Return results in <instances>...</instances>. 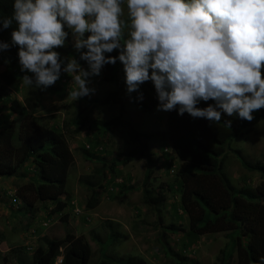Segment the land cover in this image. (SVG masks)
<instances>
[{
	"label": "clouds",
	"instance_id": "clouds-1",
	"mask_svg": "<svg viewBox=\"0 0 264 264\" xmlns=\"http://www.w3.org/2000/svg\"><path fill=\"white\" fill-rule=\"evenodd\" d=\"M122 6L131 27L123 43ZM11 8L0 14V30L12 28L0 52L17 47L27 88L44 92L71 74L69 95L78 100L94 94L92 77L119 61L126 92L142 101L139 88L151 81L158 111L220 123L251 122L264 108V0H11ZM69 32L86 68L54 50Z\"/></svg>",
	"mask_w": 264,
	"mask_h": 264
},
{
	"label": "trees",
	"instance_id": "trees-1",
	"mask_svg": "<svg viewBox=\"0 0 264 264\" xmlns=\"http://www.w3.org/2000/svg\"><path fill=\"white\" fill-rule=\"evenodd\" d=\"M11 11V0H0V14L10 15ZM128 22H130L129 18ZM11 31L12 28L0 30V41H10ZM70 35L71 32L69 37ZM126 39L130 38L123 33L121 40ZM54 50L60 52L62 57H66V50L61 48ZM70 51L74 53V56L77 53L74 47L70 48ZM110 55L115 56L117 53ZM75 58L82 65L81 67L86 66L79 60L78 53ZM119 65L117 61L115 64L104 66L102 71H105L103 77L105 82H117ZM0 67V98L3 99L8 95L6 90L16 85L21 75L18 70L17 47H10L8 51L0 52ZM59 86L61 89L58 88ZM69 86L67 80L64 83L60 81L57 89L64 92L67 89L70 90ZM139 92L143 94V101L137 102L133 99L129 101V104L144 113H151L158 103L151 82L143 83ZM117 95L118 92L98 102L100 107L118 102L121 108L115 120H91V111L85 107L96 102L88 100L93 96L92 94L81 99L86 105L78 106L77 113L71 122L64 123L65 131L40 124V118L37 116L40 106L39 97L26 96L22 102L16 99L10 101L9 115L0 118V179L15 178L20 185L23 184L17 189L16 195L22 199L23 207L17 212H22L23 217L32 216L36 212L34 203L40 205L39 210H46L47 205L51 204L53 208L49 215H61L60 221L67 222L68 214H63L70 203L66 189L67 175L74 163V158L68 147L65 133L77 136L85 128L90 127L101 129L103 132L107 131L111 124L122 119L124 113L125 101L122 98L113 101ZM208 103L212 101H202L198 106L205 107ZM253 116L254 119L251 122L222 116L220 123H210L205 119H194L187 113L182 116L177 115V112L172 110L168 111L164 131L153 134L131 131L133 135L131 137L135 142L147 143L158 140L168 145L171 154L180 164L173 186L179 195V205L173 213L176 215L178 211L183 212L188 219V228L185 230L170 224L164 227V230L166 233L183 235L187 239L186 243L183 242L182 250L185 251L191 246L192 241L201 235L228 233L227 238L230 241L218 251L214 264H230L234 252L236 264H259L260 258L264 257V157L252 158L241 148L233 149L231 146L235 139H239L244 134H250L253 126L260 120H264V108ZM226 120H231V124L225 123ZM81 149L85 160L98 161V158H101L102 167H106L105 157H99L103 154V149L92 145H85ZM229 155L239 162L242 170L259 175L261 182L257 188L251 189L245 186L238 188L232 184L225 173V164ZM144 158L150 166L142 182L144 187L142 200L156 213L158 224H162L159 213L167 201L166 194L171 189L167 186V189L162 191L161 187L153 189L149 186L148 181L152 176L151 166L154 165L152 156L138 146L120 159L118 164L127 166L133 161H141ZM80 181L86 184V189L90 191L86 207L93 210L98 206L102 193L106 191L105 176L100 172L95 177L90 175L81 177ZM120 187L123 188L121 185ZM126 190L133 189L126 188ZM28 224L27 222L25 230ZM108 225L109 228L112 227L111 224L108 223ZM117 237L116 234L111 233L110 241H115ZM2 241L0 236V243ZM27 249L11 248L9 254L1 258L0 264H11V259L14 264H54L58 257H61V264H87L91 255L89 244L82 237L71 233L65 234L59 240L45 239L30 256L23 257ZM166 254L172 255L178 264H194L189 257L174 253L170 248L166 249ZM99 264H118V261H108L104 258Z\"/></svg>",
	"mask_w": 264,
	"mask_h": 264
},
{
	"label": "rangeland",
	"instance_id": "rangeland-1",
	"mask_svg": "<svg viewBox=\"0 0 264 264\" xmlns=\"http://www.w3.org/2000/svg\"><path fill=\"white\" fill-rule=\"evenodd\" d=\"M122 7H124V14L121 16L122 34L130 38L131 27L128 22L127 9L125 6ZM69 38L61 49L67 51L66 57L75 58L77 53L74 56V53L70 51L74 44L72 34ZM121 43H123L122 40ZM113 53L117 52L114 50ZM119 64L117 82H105L103 80L104 70L97 80H92L89 86L94 88L95 92L88 100L96 102L88 105L81 101L82 98L73 100L69 95L72 88L71 74L62 73L60 79L51 88L41 92L34 87L27 88L23 85L21 77L25 73L20 72L18 67L21 75L16 85L6 90L7 97L0 98V118L9 115L10 101L16 99L22 102L26 96L39 97L40 106L37 116L40 118V124L54 126L61 131L66 130L64 123L71 122L77 113L78 106L86 105L85 108L91 111L92 121L115 120L120 114L121 106L118 102L103 107L98 106V102L104 101L116 92L118 95L113 101L122 98L125 101V109L122 119L111 124L105 132L90 127L85 128L77 136L65 133L68 147L74 158V163L67 175L66 189L70 203L63 212V214H68L67 222L60 221L61 215H49L53 208L51 204L47 205L46 210H39L40 205L34 203L36 212L32 216L23 217L22 212H17L23 207L22 199L16 196L17 189L23 184L20 185L15 178L0 179V236L3 240L0 243V263L1 258L6 257L11 248H28L24 251L23 257L30 256L43 240H59L67 233L82 237L89 244L91 255L87 264H99L104 258L108 261H118V264H178L172 255L166 254L167 248L172 249L174 253L189 257L194 264H214L218 251L230 241L227 238L228 233L201 235L183 251V242L186 243L187 239L183 235L166 233L164 230V227L170 224L180 226L185 230L188 228V219L185 214L181 211H178L176 215L173 213L179 205V195L173 186L180 164L170 154L169 147L164 143L158 140L147 143L138 140L135 142L131 137L133 136L131 131L143 134L163 131L168 112L158 111L156 107L151 113H144L139 108L130 105L129 101L133 99L137 102L141 101L137 100L136 92L131 94L126 92L122 64L120 62ZM262 78H264V68H262ZM62 80L71 82L69 83L71 84L70 90L60 92L57 89L58 83ZM58 88L61 89L60 86ZM258 111H255L253 115ZM85 145L103 149V154L99 157H105V168L102 167L101 158H98V161L84 159L81 148ZM138 146H141L146 154H150L154 161V165L151 166L152 176L148 181L149 186L153 189L161 187L162 191H165L167 186L171 189L167 192V201L159 213L162 224H158L156 213L142 200L144 189L142 182L150 164L145 158L141 161H133L127 166L118 164L120 159ZM231 146L233 149L241 148L246 155L252 158H263L264 120L256 123L250 134H244L239 139H235ZM100 172L107 182L106 191L100 196L98 206L89 210L86 203L90 197V191L86 189L87 185L81 182L80 178L89 175L95 177ZM225 173L232 184L238 188L245 186L255 189L261 182L259 175L242 170L239 162L231 155L226 161ZM126 188L133 190L129 191ZM157 209L160 210V208ZM27 222L29 224L25 230ZM108 223L111 224V228L108 227ZM111 233L118 236L115 241H110ZM236 262L234 252L230 264H236ZM11 264H14L12 259Z\"/></svg>",
	"mask_w": 264,
	"mask_h": 264
},
{
	"label": "built area",
	"instance_id": "built-area-1",
	"mask_svg": "<svg viewBox=\"0 0 264 264\" xmlns=\"http://www.w3.org/2000/svg\"><path fill=\"white\" fill-rule=\"evenodd\" d=\"M85 68H86V66H85ZM97 78H98V76H96V77H92V78H91V83H92V80H97ZM62 82L64 83V82H66V80H62ZM69 83H71V82H69ZM69 85H71V84H69ZM89 87H90V86H89ZM54 264H61V259H57L56 262H55Z\"/></svg>",
	"mask_w": 264,
	"mask_h": 264
},
{
	"label": "crops",
	"instance_id": "crops-1",
	"mask_svg": "<svg viewBox=\"0 0 264 264\" xmlns=\"http://www.w3.org/2000/svg\"><path fill=\"white\" fill-rule=\"evenodd\" d=\"M169 147V146H168ZM6 246V245H5ZM7 246H8V244H7Z\"/></svg>",
	"mask_w": 264,
	"mask_h": 264
}]
</instances>
